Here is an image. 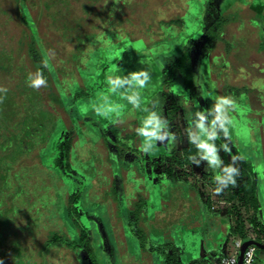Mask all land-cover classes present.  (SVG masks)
<instances>
[{
	"label": "trees",
	"instance_id": "16d2710c",
	"mask_svg": "<svg viewBox=\"0 0 264 264\" xmlns=\"http://www.w3.org/2000/svg\"><path fill=\"white\" fill-rule=\"evenodd\" d=\"M156 1L160 4V0H0V87L8 89L6 94L0 92V97H4L0 102V260L3 264H106V254L101 260L94 246L95 239L100 238L97 228L85 217L91 210L100 214V223L108 228L116 245L126 236L131 237L138 242L139 251L150 256V262L152 255L159 254L163 264H183L173 243L156 238L147 228L148 223L162 222L168 213L167 206L156 208L155 200L147 195L139 196L136 185L135 190L127 188L132 182L141 185L147 178L142 174L134 178L133 172L127 175L122 170V154L129 147L124 143L116 146L117 153L112 158L117 163L103 160V152L112 150L111 140L105 132L98 143H93L89 136L83 139L77 131L75 115L68 108V103L72 101L76 105L87 94L81 72L76 69L78 73L70 74L71 68L79 67L78 60L71 62L66 58L68 52L80 47L79 40L136 41L144 37L146 27L142 22L146 18L150 23L147 29L152 34L161 31V22L185 25L189 0L180 6L176 0H165L161 11L155 8ZM160 13L163 21L152 25L151 20L160 19ZM216 38L215 32L207 34L210 44ZM85 47L88 49L87 43ZM80 60L85 64V59ZM45 61L47 67L43 66ZM170 70H177L186 85H193L194 71L188 50L176 57ZM37 71L47 79V87L39 90L26 82L28 74ZM171 80V84L176 81L173 74ZM58 123L65 124L67 135L60 133L54 137L52 129ZM186 134L181 155L166 167L170 186L174 184L173 166L190 165V157L200 154L190 126ZM132 136L137 142L136 131ZM80 149H85V156H81ZM83 159L96 172L94 178L88 165L79 164ZM72 164L80 166L88 172L89 179L95 180L91 187H98V201L88 187L81 191L78 182L69 177ZM235 179V186L229 184L225 195L230 205L228 212L233 215V223L225 227L226 239L240 237L245 242L254 235L250 227L255 223L254 217L245 214L256 208L257 198L250 168L242 170ZM61 188L65 199L63 213L58 196ZM189 191L193 197L199 187L190 185ZM87 201L94 202L96 207H87ZM127 203L128 219L123 214ZM205 203L212 210L211 196ZM168 231L170 228L165 233ZM149 241L152 244L148 246ZM259 250L256 247V255Z\"/></svg>",
	"mask_w": 264,
	"mask_h": 264
},
{
	"label": "rangeland",
	"instance_id": "374dc122",
	"mask_svg": "<svg viewBox=\"0 0 264 264\" xmlns=\"http://www.w3.org/2000/svg\"><path fill=\"white\" fill-rule=\"evenodd\" d=\"M164 1L165 0H160V4L156 1L155 3L157 5L155 8L161 11L164 6H162ZM176 1L178 6L184 3V0ZM188 4L189 8L184 16L185 25L183 27H178L177 24H162L161 21H163L162 19L164 17L160 13V19L157 17L155 19L154 17L151 20V24L153 25L154 22L155 24L161 22L159 27L161 28V31H155L156 33L153 34L151 30L148 31L147 28L150 23L146 22V18L145 22H142V26L146 27V32L144 37L139 40L132 41L127 38H121L119 41L117 39L115 42L110 39L104 40L103 38H98L97 40H79L82 46L80 45V47L68 52L66 58L71 60V62L73 60H78L76 66H79L78 68H71L70 74L75 75L77 70L81 72L85 84L84 92L87 93H84L85 95L79 102V104H81L82 113L84 114L81 115L80 119L82 123H85L80 133L83 139L89 136L93 143H98L100 141L99 137L101 131L107 129L108 132H110L108 123L113 120L118 121L119 123L115 125L116 129L119 130L122 128L121 126H124L126 129L124 134L127 133L128 135L129 133L131 136L136 128L141 126V120L146 118L150 113H155L157 116L168 121L170 115L169 110L172 109L174 106L173 104H176L177 100L174 98V94L171 91L172 88H168L163 92V67L166 66L167 63H170V61L176 59L183 50H188L192 54V62L194 65L193 81L196 84V89L203 91V86L201 85L203 80L201 74L202 65L200 64L201 53L198 48L200 44L203 45V40H205L204 37L209 32L210 35L215 32L217 36V38L213 40L214 43L218 40H224L229 48L230 46H232L231 48H236L237 45H241L243 42H249L251 46L256 48L255 43H257V41H252L255 40L254 38H246L247 36L243 33V30L250 26H248L247 23H250L248 21L252 14H249L248 9L242 6L246 4L250 5L249 8L255 12L254 15L257 14L258 16L263 11L262 7H264V0H189ZM76 11L78 12L79 9L76 8ZM203 27H205L204 36L200 34L201 28ZM238 30H240V39L237 40L234 39V35ZM89 41H91V44H88ZM86 43L88 49L85 47ZM193 43L195 44V47H193ZM238 53H240V51H238ZM246 55L247 53L245 56ZM246 57H250V55H247ZM82 58L86 60L85 64L80 60ZM141 61H143V63H141ZM117 68L118 70H113ZM140 70L148 71L151 76V79L145 88L139 89L135 84H125L115 93L110 90V86L107 83L110 76L128 77L130 72ZM179 78L181 80L180 75ZM197 90H195L196 98L201 104H203V96ZM136 91H139L140 93V107L138 109H133V106L122 96V93L131 95ZM70 101L71 100H69V102ZM70 103L72 104V101ZM35 106L38 107L39 105L36 104ZM109 108L114 109V111H108ZM145 108L148 109L147 112L144 111ZM96 109H100L101 115L96 114ZM180 112L181 110L179 109L176 114L175 126H169L168 123L166 125L168 133L170 131V133L176 137V141L173 143V154H175V156L181 155V150L184 145V142L182 141L184 127L187 123L186 118ZM197 113L198 112L194 115V118L199 121L200 118ZM203 115L205 117L204 125L208 126L205 112H203ZM66 130L67 127L65 124L58 123L57 125H54L52 132L55 137ZM110 134L111 138L116 137L115 134L112 135L111 132ZM165 140L159 146L156 145L157 142H154L152 148L156 147L162 149L161 147H165L166 145L164 143ZM91 149L92 148H90V150ZM84 150L85 149L79 150L81 156L84 155ZM219 152H221V149ZM113 154H115L113 148L108 152H103V160L108 162L113 161ZM230 154L232 153L230 152ZM97 159L100 160V158ZM137 159L138 157L136 154L131 151H126L124 154L125 166L137 162ZM169 160L175 163V160L170 158V156ZM194 160L199 161V165L192 161L190 165L178 166L179 175L175 174L172 181L178 182L187 179L200 188L201 183L207 181L204 171L207 164L205 159L199 160L194 157ZM78 162L86 167L88 165V161L84 159ZM231 162L232 158L229 163ZM113 163L117 162L113 161ZM144 166L148 177L142 181L141 185L133 184L132 182L130 190H135L137 186L139 196L143 197L147 195L152 198L151 200H155L156 208L167 206L168 213L164 216L162 220L163 223L158 221L156 224L155 222L148 223L147 228L153 235H156V238H160L163 241L166 240V242L170 241L174 246H180L182 248L181 252L183 254V259H185L188 264H191L190 261L196 258L199 254L209 253V257L212 259L211 263L216 264L215 261L218 260L215 257L216 255H230L233 253V238L227 240L225 230V227L233 223V215L228 212L230 205L225 202L226 188L217 194L215 191L217 185L212 184V187H210V185L207 184L208 186L206 189H202L201 193H195L193 198H191V194L188 192V187L185 183L179 185L174 184L172 186L166 184L168 178L165 177V165H163V162L159 161L157 157H149L146 159ZM86 167H84V169ZM234 167H236V164ZM88 170L90 171V176L94 178L96 172L93 171V167L88 165ZM73 173L77 177H81L80 174L75 171H73ZM159 175L163 184H159L156 180ZM74 180L78 182L77 186L83 191L84 187L80 182V179L75 178ZM100 182L103 183V180L101 179ZM63 192L64 190L61 188L58 193V196H60L59 207H61V213H63L65 206ZM107 192L108 191L105 190V194ZM99 193L100 192L94 193V199L96 201L99 199L97 198ZM207 196H211L212 198V210H210L209 206L205 203ZM120 202H122V200ZM166 202H169L168 205H165ZM93 203L91 205L96 207L97 204ZM215 214L219 215L220 218L216 217ZM245 215L253 217V211L251 210ZM86 218L91 221L92 226H94V223L96 224V227H94L97 228L96 230L99 232L102 242L106 245V251L103 252V248L98 245L101 240L97 238L95 241L98 258L102 260L104 256L103 254L105 253L108 263L114 264V255L110 251L108 235L103 224L96 222V219L91 216ZM178 227L180 228V231H178ZM167 228H170L168 234L165 233ZM250 228L251 233L254 234V226ZM133 242L134 249L132 248L128 254L123 252L119 254L118 261H121L122 264H163V258L157 256L159 254L152 255L153 258L150 262V256L147 254L144 255L139 251V248L137 247L138 242L135 239H133ZM151 244L152 242L149 241L148 246ZM262 254L263 250H259L257 253L258 258L256 264H262L264 262V258L261 257ZM84 257H86L85 253ZM219 258H221V256H219Z\"/></svg>",
	"mask_w": 264,
	"mask_h": 264
},
{
	"label": "flooded vegetation",
	"instance_id": "af4514ba",
	"mask_svg": "<svg viewBox=\"0 0 264 264\" xmlns=\"http://www.w3.org/2000/svg\"><path fill=\"white\" fill-rule=\"evenodd\" d=\"M249 6L250 5L247 4L242 6L248 9L249 14H252V16L250 15L248 21L250 23H247L248 26L249 25L250 26L245 30H243V33L247 36L246 38L248 37L254 38L255 40L252 41H257V43H255L256 48L251 46L249 42H245V43L243 42L241 45L240 44L237 45L236 48H231L232 46H230L229 48L224 40H218L215 43L214 41H212V43L210 44L209 40H207V34L205 35L204 33L205 27H203L201 28L200 34H202V36L205 35L204 37L205 40H203V45L200 44L198 48L201 53L200 64L202 65L201 74L203 77L201 85L203 86V91H199V89L197 90L195 83H193V85L191 86L186 85L182 80H180L179 73L177 72V70L174 71L172 70L173 72L170 70V66L173 64V61L175 60L174 59L173 61H170V63H167L166 66L163 67V74H164L163 92H165L168 88H172L171 91L174 94V98L177 100L176 104H173L174 106L172 107L171 110H169L170 115L168 118V125L169 126L176 125V117H177L176 114L179 109L181 110L180 113L183 114V116L187 120V123L184 127L185 128L183 134L184 140L182 139L183 142H185V140L187 139V134H186L187 126L191 127L194 136L197 137L199 144L207 139L201 133L199 127L197 126L199 121L194 118L196 112H200V111L205 112L207 125L209 126V127L208 126L205 127L208 128L209 131H212L211 124L218 115V113L214 110V106L217 103L216 98L219 96H229L235 101V107L226 110V115L232 121L230 125H225V127L229 128L228 137H225L226 133L220 127L219 122H217L215 132L219 138L216 140H207V143L209 145L215 144L219 150L221 149L219 155L223 162L214 169L209 166V161L205 159L207 165L204 171L207 177L206 178L207 181L201 183L199 192L201 193L202 189L203 190L206 189V187L208 186L207 184H209L210 187H212V184L217 185L214 179L217 172H221L222 169L226 165H228L230 159L236 157L237 158L236 167L240 168V173L242 170L246 169L248 171V168H250L252 180L255 186L256 198H257V206L253 210V217L255 219L254 236L256 240H258L257 237L261 238V240L258 241L264 243V241H262L264 240V7H262L263 11L261 12V14H259L258 16L257 14H255L256 15L255 16L254 15L255 12L252 11L251 8H249ZM239 31L240 30L236 31V34L234 35V39L237 40L240 39ZM192 45L193 47H195L194 43ZM238 51H240V53H238ZM245 52L247 53V55H250V57H246L247 55L245 56L246 54ZM191 59H192V54H191ZM193 66L194 65L192 62V68ZM171 74H173L176 79L174 84L170 83L172 81ZM165 79L166 81H164ZM195 90L199 91L203 96V104H201V102L197 100L195 95L196 92ZM68 108L70 112L75 115V121L77 123L76 124L77 131L81 133L83 126L85 124L82 123L80 119L81 115L83 114L81 110V104H79V102L76 105H72L71 103H68ZM108 124H109L108 126L110 132L112 133V135L115 134L116 137L111 138L110 137L111 134L110 132H108L107 129L101 131V134L105 132L108 138L111 140V147L115 150V154L117 153L116 146H118L119 144L121 145L122 143H124L129 147L125 149L122 154V170H125V173L127 172V175L130 172H133L134 178H137V175L140 174H142L145 177H148L145 172L144 164L146 163V159H148L149 157L150 158L157 157L159 161L163 162V165H165L164 171H166V167L168 166L167 164L171 162L169 160V156L170 158L173 159L174 157H177L175 156V154H173L174 151L173 143L176 141L175 136H174L175 137L174 140L172 139L171 136L166 138L164 142L166 145L165 147L162 146L161 147L162 149L160 148L158 149L156 147L154 148L149 147L150 152L144 153L143 151H141V145L143 143L142 137L139 138L138 136V141L136 142L133 136L129 135V133L128 135L127 133L124 134L126 131L124 126H121L122 128L120 127L121 129L119 130L116 129L115 125L119 124L118 121L113 120ZM161 132L168 133L167 127L166 126L163 127ZM62 133L64 135H67L68 128L65 132L63 131ZM155 143L157 146L161 144V142L158 140L155 141ZM225 143L228 144V147L231 149L232 154L224 151L223 148L221 147ZM131 147H134V149H132ZM126 151H131L135 153L136 156L138 157V159L136 160L137 162L125 166L124 154ZM205 154H206L205 150L200 149V154L197 155L195 158L200 160L201 157L204 156ZM178 168H179L178 165L173 166V169L175 171L174 173L176 175H179ZM73 171L80 174L81 177L80 178L77 177L73 173ZM70 173H71V176H69L70 178L80 179V182L82 183L84 188L86 186L88 187L90 192L98 193L97 191L98 187L96 189L90 187L91 185L94 184L95 180H91L87 177L88 174L87 171L83 170L78 165L72 164L70 168ZM165 177H167L166 174ZM173 177H175V175ZM118 179H120V177H118ZM156 180L158 181L159 184H163L160 175L157 176ZM167 183L169 182H166V184ZM173 183L177 185L181 183H185L186 186L188 187L189 193H190L189 191L190 185H194L193 182H190L187 179L178 182L173 181ZM127 188L129 190L131 189L129 185H127ZM226 189H228V187H226ZM226 194H227V190L225 195ZM208 197L209 196H207V198ZM191 198L193 197L191 196ZM91 204L92 202L87 201L86 206L90 208H94L93 205ZM126 206H128V203L125 204L123 207V214H125V217H127ZM89 216L96 219V222H100L99 221L100 214L97 211L91 210L90 213L87 214L85 217H89ZM95 225L96 224L94 223V226ZM105 230L108 235V241H109L108 245L110 247V251L114 255V260H115L114 264H122L121 261H118V256L119 254H121V252L128 254L131 251L133 246V240L131 237L126 236L125 240L121 239V242L119 241L116 245L111 238L112 236L108 228H105ZM97 233L100 236L99 232ZM117 236L119 237L120 235ZM99 239L101 240V237ZM96 240L97 238L95 239V241ZM99 246L103 248V252L106 251L105 250L106 245L104 244V242H102ZM106 264H109L108 261Z\"/></svg>",
	"mask_w": 264,
	"mask_h": 264
},
{
	"label": "clouds",
	"instance_id": "9594fccd",
	"mask_svg": "<svg viewBox=\"0 0 264 264\" xmlns=\"http://www.w3.org/2000/svg\"><path fill=\"white\" fill-rule=\"evenodd\" d=\"M118 2V0H117ZM143 63V61H141ZM44 67H47V61L44 62ZM113 70H118L113 69ZM130 77V78H129ZM151 76L148 71L140 70L136 72H130L128 77L124 76H110L107 80V83L110 86V90L112 92H116L119 88H121L125 84H135L139 87V89H143L147 86L148 82L150 81ZM27 84L29 87L39 90L41 87H47V79L44 77L41 71H37L35 74L29 73L27 77ZM8 89L0 87V92L7 93ZM122 96L127 99V101L133 106V109H138L140 107V93L139 91L133 92L131 95H127L126 93H122ZM4 97H0V102H3ZM217 103L214 106V110L218 113L215 120L211 124L212 131H209L208 128L204 125L205 117L203 112H198L197 115L199 116L198 127L201 133L207 138L206 140L202 141L197 147L199 149H204L206 154L201 157V159H207L209 161V166L212 168L218 167L223 161L219 155V149L216 147L215 144L209 145L207 140H216L219 137L216 135L215 128L217 122H219L220 127L226 133L225 137H228L229 128L225 127V125H230L232 121L226 115V110L232 109L235 107V101L229 96H219L216 98ZM108 111H114V109L109 108ZM145 112L148 111L147 108L144 109ZM96 114L101 115L100 109H96ZM168 121L162 119L161 117L157 116L155 113H150L146 118L141 120V126L136 128V134L139 137L143 138V143L141 145V151L144 153H148L149 147L154 146L155 141H163L168 138L169 136L172 137L174 140L175 137L171 133H162L161 129L167 125ZM171 144V141H170ZM224 151L231 152V149L228 147V144L225 143L221 146ZM190 159L199 165V161L194 160V157H190ZM236 157L232 158V162L226 165L221 172H217L215 175V182L217 187L215 189L216 193L219 194L223 191L229 184L235 186L236 179L240 173L239 168L234 167L236 164ZM0 264H3V260H0Z\"/></svg>",
	"mask_w": 264,
	"mask_h": 264
},
{
	"label": "built area",
	"instance_id": "2783aa9c",
	"mask_svg": "<svg viewBox=\"0 0 264 264\" xmlns=\"http://www.w3.org/2000/svg\"><path fill=\"white\" fill-rule=\"evenodd\" d=\"M233 241H234L233 242L234 244L233 253L227 256H221V258H219L218 264H238L239 263L241 247L244 241L240 237H236ZM256 260H257L256 246L253 244L248 245L243 253L242 264H255Z\"/></svg>",
	"mask_w": 264,
	"mask_h": 264
},
{
	"label": "crops",
	"instance_id": "0c3cea01",
	"mask_svg": "<svg viewBox=\"0 0 264 264\" xmlns=\"http://www.w3.org/2000/svg\"><path fill=\"white\" fill-rule=\"evenodd\" d=\"M179 228V227H178ZM177 230V229H176ZM178 231H180V228H179V230ZM255 236L253 235L252 236V238H254ZM231 238H233V240L236 238V237H231ZM175 248H176V250H177V253H178V256L180 257V259L182 260V262H183V264H188V262H186V260L185 259H183V254H182V252H181V247L180 246H175ZM228 254H225V255H219V256H227ZM219 256H215L218 260H219ZM215 257H213V258H215ZM261 257H263L264 258V250H263V254H262V256ZM258 258V257H257ZM218 260L217 261H215L216 262V264H218ZM191 264H212L211 262H212V259L209 257V253H204V254H199V255H197V257L196 258H194V259H192L191 261ZM256 262H257V260H256ZM256 264V263H255ZM262 264H264V262L262 263Z\"/></svg>",
	"mask_w": 264,
	"mask_h": 264
},
{
	"label": "water",
	"instance_id": "95a60500",
	"mask_svg": "<svg viewBox=\"0 0 264 264\" xmlns=\"http://www.w3.org/2000/svg\"><path fill=\"white\" fill-rule=\"evenodd\" d=\"M255 245L256 247L260 248L261 250H264V243L256 240L255 238H251L245 242H243V245L241 247L240 257H239V263L242 264L243 261V253L248 245Z\"/></svg>",
	"mask_w": 264,
	"mask_h": 264
}]
</instances>
